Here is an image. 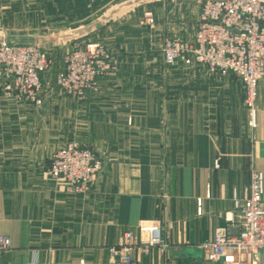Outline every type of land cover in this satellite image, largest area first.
I'll return each mask as SVG.
<instances>
[{
	"label": "crops",
	"instance_id": "1",
	"mask_svg": "<svg viewBox=\"0 0 264 264\" xmlns=\"http://www.w3.org/2000/svg\"><path fill=\"white\" fill-rule=\"evenodd\" d=\"M162 1H82L118 66L97 91L47 93L42 107L0 96V236L12 242L0 264H116L129 232L171 241L169 254L138 252L133 264H218L201 245L221 229L239 234L252 175H264V80L252 129L236 76L152 58L147 37L185 31L157 11L145 25ZM77 139L103 162L79 196L50 177L57 151Z\"/></svg>",
	"mask_w": 264,
	"mask_h": 264
},
{
	"label": "built area",
	"instance_id": "2",
	"mask_svg": "<svg viewBox=\"0 0 264 264\" xmlns=\"http://www.w3.org/2000/svg\"><path fill=\"white\" fill-rule=\"evenodd\" d=\"M146 23L154 24L152 13ZM167 66L183 63L206 67L211 72L233 74L244 85L249 126L257 128L258 86L264 80V0H210L203 5L195 36L186 41L169 40L163 49ZM53 66L49 55L36 46L3 41L0 43V96L17 102L44 106L42 74ZM116 62L101 43H87L70 53L58 85L64 95L81 99L100 87V79L113 74ZM217 163V167H218ZM103 169L95 153L77 142L61 147L55 154L50 177L63 181L71 195H85ZM249 196L242 207L240 232H217L201 251L218 264H260L264 256V175L254 172ZM237 207L239 205L237 204ZM12 248L11 239L0 236V252ZM165 255L171 248L170 235L150 234L138 241L133 233L124 235L114 250L116 264H133L138 252L150 255L153 249Z\"/></svg>",
	"mask_w": 264,
	"mask_h": 264
},
{
	"label": "rangeland",
	"instance_id": "3",
	"mask_svg": "<svg viewBox=\"0 0 264 264\" xmlns=\"http://www.w3.org/2000/svg\"><path fill=\"white\" fill-rule=\"evenodd\" d=\"M82 1L85 3L89 0H0V37H6L11 43L36 46L46 52L53 61L52 68L44 73L47 78L45 85L42 82L43 101L45 94L51 92L65 96L58 85V77L64 70L67 56L79 47L87 43H101L112 56L108 42L103 39L106 36L96 31L94 11L90 13V10L86 11L85 6L81 7ZM208 1L210 0H163L153 6V12H146L153 14L154 24L148 25L143 15L145 25H155L157 11L164 19L170 16L171 22H180L185 28L184 35L177 36L166 29L162 41L147 37L149 42L144 44L152 46L151 57L162 58L164 46L169 40L192 39L196 34L203 5ZM85 15L86 17H83ZM146 32L151 31L143 33ZM117 69L116 63L113 74ZM53 103L52 107L59 109L62 101Z\"/></svg>",
	"mask_w": 264,
	"mask_h": 264
},
{
	"label": "water",
	"instance_id": "4",
	"mask_svg": "<svg viewBox=\"0 0 264 264\" xmlns=\"http://www.w3.org/2000/svg\"><path fill=\"white\" fill-rule=\"evenodd\" d=\"M2 42H3V41H2ZM6 42H9V43H11L9 40H8V41H6ZM176 251H177V250H173V251H172V254H174V255H175V253H176V255H179V253H180V252H179V250H178V252H176Z\"/></svg>",
	"mask_w": 264,
	"mask_h": 264
}]
</instances>
